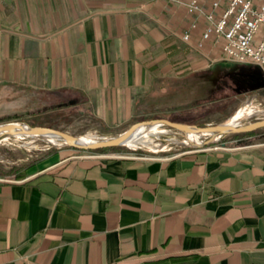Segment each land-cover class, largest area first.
I'll return each instance as SVG.
<instances>
[{
	"label": "crops",
	"instance_id": "1",
	"mask_svg": "<svg viewBox=\"0 0 264 264\" xmlns=\"http://www.w3.org/2000/svg\"><path fill=\"white\" fill-rule=\"evenodd\" d=\"M191 19L172 0H0V113L128 128L206 66ZM0 264H264V138L48 152L0 178Z\"/></svg>",
	"mask_w": 264,
	"mask_h": 264
},
{
	"label": "rangeland",
	"instance_id": "2",
	"mask_svg": "<svg viewBox=\"0 0 264 264\" xmlns=\"http://www.w3.org/2000/svg\"><path fill=\"white\" fill-rule=\"evenodd\" d=\"M173 85L171 92L158 96L159 106L153 112L141 116L140 121L167 118L175 122L205 126L223 122L244 103L264 108V71L255 64L225 61L206 63L204 68L194 70L186 78L176 79ZM247 118L242 119L241 125L260 120L264 118V115H251ZM8 122L51 127L65 131L72 136L86 133L88 130H94L93 132L102 134V136H116L126 129L115 130L103 127L91 116L81 112L48 113L41 110L40 106L32 109L22 106L21 109L7 114L0 113V124ZM159 127L160 132L149 136L150 146L138 144L130 147L118 144L105 149L100 147L82 149L72 144L57 146L44 140L41 141L42 139L38 136L13 138L3 133L0 134V178L11 174L16 168L28 165L48 152L57 150H67L73 153L147 154L179 152L211 145L230 146L264 138V126H261L251 131H216L213 134L201 136V142L196 144L186 138L180 129L168 124H160Z\"/></svg>",
	"mask_w": 264,
	"mask_h": 264
},
{
	"label": "built area",
	"instance_id": "3",
	"mask_svg": "<svg viewBox=\"0 0 264 264\" xmlns=\"http://www.w3.org/2000/svg\"><path fill=\"white\" fill-rule=\"evenodd\" d=\"M185 6L192 16L181 39L190 44L191 32L202 19L198 42L194 47L206 63L216 61L249 63L264 71V0H172ZM210 41L207 52L201 50ZM219 48V55L212 50Z\"/></svg>",
	"mask_w": 264,
	"mask_h": 264
},
{
	"label": "bare ground",
	"instance_id": "4",
	"mask_svg": "<svg viewBox=\"0 0 264 264\" xmlns=\"http://www.w3.org/2000/svg\"><path fill=\"white\" fill-rule=\"evenodd\" d=\"M250 102V101H249ZM251 115H264V108L257 107L254 104L247 103L243 106H240L231 116L227 117L223 122L220 124L225 129H233L236 126L241 125L242 119L249 118ZM247 118V119H248ZM250 124V123H249ZM160 123L157 121L153 122H144L141 124L135 125L133 128L128 130L126 133L120 132L119 136L121 137V144H125L130 147H135L138 144L140 145H146L150 146L149 143V136L151 134H157L160 132ZM28 125L27 124H21V123H9V124H0V134L2 132L7 133L8 136L13 138H22L25 136H38L42 140L50 142L54 145L60 146L64 144H77V145H87L92 142H96L99 139H110L113 137H116L114 135H107L102 136L93 132L89 131L77 136H63L53 130H43L36 134H31L28 131ZM189 140L195 142L196 144H199L201 142L200 137L206 134H213L214 132L208 129H197L196 126L192 125L189 127H186L185 130H182ZM37 138V137H36ZM153 147V146H152Z\"/></svg>",
	"mask_w": 264,
	"mask_h": 264
},
{
	"label": "water",
	"instance_id": "5",
	"mask_svg": "<svg viewBox=\"0 0 264 264\" xmlns=\"http://www.w3.org/2000/svg\"><path fill=\"white\" fill-rule=\"evenodd\" d=\"M153 121H157L160 124H168L172 127L180 129V130H185L186 127L194 125V124H185V123L175 122V121L169 120L167 118H153V119H149V120H141V121L135 122L122 132L126 133L128 130H130L131 128H133L137 124H141L144 122H153ZM9 123H17V122H8V123H4V124H9ZM194 126H196L197 129H201V130L208 129V130H211L213 132H216V131L224 132V131H229V130L249 131V130H252L254 128L264 126V118H262L260 120H256L255 122L247 124V125L236 126L233 129H225L220 123L214 124V125H205V126L194 125ZM28 129H29L28 130L29 133H31V134H36V133H39L43 130L48 129V130H53V131H55V132H57L63 136L72 137V135H70L69 133H67L65 131L55 129V128H51V127L29 126L28 125ZM3 133H5V132H2L1 134H3ZM120 140H121V137L116 136V137H113L110 139H99L98 141L89 143L87 145H77V144H73V145L78 147V148H82V149H90V148H94V147L102 148V147H108V146H112V145L121 144Z\"/></svg>",
	"mask_w": 264,
	"mask_h": 264
},
{
	"label": "trees",
	"instance_id": "6",
	"mask_svg": "<svg viewBox=\"0 0 264 264\" xmlns=\"http://www.w3.org/2000/svg\"><path fill=\"white\" fill-rule=\"evenodd\" d=\"M259 71V70H258ZM260 81H261V78L259 77L258 78ZM249 131H251V130H249ZM108 147H114V145H112V146H108ZM105 148H107V147H102L101 149H105Z\"/></svg>",
	"mask_w": 264,
	"mask_h": 264
}]
</instances>
